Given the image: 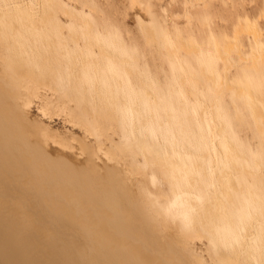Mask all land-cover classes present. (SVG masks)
<instances>
[{
  "label": "bare ground",
  "instance_id": "6f19581e",
  "mask_svg": "<svg viewBox=\"0 0 264 264\" xmlns=\"http://www.w3.org/2000/svg\"><path fill=\"white\" fill-rule=\"evenodd\" d=\"M133 3L135 0H130ZM81 5L95 12L87 1ZM56 10L64 20L80 23L84 29H70L58 22ZM260 17L264 14L258 21ZM257 25H240L230 41L214 31L217 35L211 33L206 44H201L208 51L207 58L200 46L185 41L188 34L181 29L171 46L164 44V53L182 68L180 86L188 91L196 80L177 59L179 52L194 56L199 73L211 84L208 101L197 97L201 105L193 134L191 116L184 123L183 117L174 119L173 112L164 107V121L157 120L139 97L129 99L118 92L116 87H123L120 79L110 76V84L103 83L98 56L128 77L133 72L127 58L93 37L89 17L55 0H0V63L4 68H0V251L6 263L204 264L202 256L186 253L192 247L189 245L202 241L211 246V264H261L264 167L257 158L239 151L220 109L229 92L235 100L234 119L242 123L239 103L244 104L257 135L263 138L264 81L256 85L249 80L251 76L264 77V44ZM243 32L251 35L249 55L244 54L240 40ZM144 35L147 43L155 41L151 29ZM148 87L146 97L153 95L151 104L157 105L156 95ZM40 90L57 95L60 108L67 110L73 125L83 128L85 139L109 131L104 120L120 129L122 139L113 145L106 146L98 139L95 146L86 140L77 142L76 149L87 161L82 179L70 166L56 164L48 153L51 143L63 149H73V144L45 125L27 120L26 107L40 98ZM49 106L55 104L46 96L41 109L49 110ZM180 109L185 107L180 104ZM128 151L140 156L153 174L161 177L160 190L142 196L140 205H149L161 228L146 220L143 208L134 207L128 177L120 176L124 172L110 176L116 182L112 194L100 176L97 160L101 155L117 163L118 152ZM162 191L172 201L177 194L182 196L175 218L159 211L156 199ZM241 194L248 202L236 201ZM169 229L171 239L167 238ZM155 232L162 238L154 236ZM167 239L170 249L174 244L180 248L172 249L165 258Z\"/></svg>",
  "mask_w": 264,
  "mask_h": 264
},
{
  "label": "rangeland",
  "instance_id": "374dc122",
  "mask_svg": "<svg viewBox=\"0 0 264 264\" xmlns=\"http://www.w3.org/2000/svg\"><path fill=\"white\" fill-rule=\"evenodd\" d=\"M55 1L70 8L78 15L89 17L93 23V37L96 39L100 38L106 45H111L113 49L117 50L121 57L128 59V64L133 72L130 77L116 68L110 61L100 58L97 53H93L94 56H98L100 66L98 72L101 74L104 84H110V76L112 79H120L123 87L121 89L116 87L118 92L129 99L139 97L142 105L150 108L157 120L161 119V121H164L161 115L164 107L173 112L174 119L183 117L184 123L187 121V116H191L194 122L193 134L197 130L196 124L201 105L197 97L208 101L212 95L211 84L199 73L196 58L179 52L177 59L184 64V68L189 72L190 77L196 80V85L190 83L188 91H186L184 86H180L179 80L182 68L172 56L164 53V44L167 43L171 46L177 30L181 29L188 34L184 37L185 41L190 45L200 46L202 48V56L207 58L208 51L201 44H206L211 33H214V35L219 33L225 40L230 41L234 31L240 25L246 27L254 23L258 24L257 27L262 30L260 42L264 44V18L260 17L259 21L257 20L259 16L264 14V0H135L133 5L130 4V0ZM83 1H87L94 6L95 12L83 7L81 5ZM204 4L208 7L203 8ZM56 11V20L67 26V28L84 29L80 23L75 24L64 20L59 10ZM186 15L190 16L191 20L184 17ZM204 21H206V25L201 26ZM150 29L154 34L155 41L147 43L144 34ZM198 30H200L201 36H198ZM250 38L251 35L249 36L245 32L240 36V40L245 45V48H243L245 55H249L252 50ZM233 62L236 64L237 60L233 59ZM0 68L4 69L2 63H0ZM2 69L0 71V79L3 78L1 75ZM249 80L257 85L264 81V77L262 75L251 76ZM149 85L152 87L154 95H156L157 105L151 104L154 101L153 95L146 97V91L150 89ZM39 95L40 98L33 99L31 101L32 104L30 103L31 105L29 104L26 107L25 115L27 120L31 123L35 122L34 124L45 125L50 132L59 134L63 140L73 144V149H63L58 144L51 143L48 147V153L50 158L55 163L57 162L56 164L61 163L62 165L70 166L80 173L79 176L82 179L81 173L85 171L87 161L86 157L81 155L79 150L76 149L78 147L77 142L86 140L93 146H95L96 139L106 146L119 143L122 139V134L118 125L104 120L102 122L103 125H108L110 130L107 132L99 131L97 132V137L87 136L85 139L86 134L83 128L79 125H73L67 116V110L60 108L61 101L58 100L57 95L41 90ZM46 96L52 99L55 106H49V110L43 111L41 108L44 105ZM234 101L231 94L227 92L220 106L227 121L229 135L232 139H235L242 154L247 155L249 158H257L262 163V167H264V133L263 138L257 135L253 121L249 117L248 110L244 104L239 103V108L243 109L244 119L242 123L234 119L235 110L232 106ZM180 104L185 107L184 110L180 109ZM119 105L121 106L122 104ZM70 107L76 109L74 104H71ZM201 125L203 127V124ZM108 139L112 140V143L109 144ZM117 155V163L106 160L102 155L97 160L101 168L100 176L107 184L108 193H113V186L116 183L111 180L110 176L124 172L120 176L128 177L129 199L132 200L134 207L138 208L139 211L143 208L146 220L155 222L153 224H157L156 226L161 228L156 216L150 211L149 205L143 203V207L140 206L142 205V196H148L160 190V175L156 172L153 174L142 158L135 156L132 151L118 152ZM244 165L249 167L248 163H244ZM153 176L156 178V182H152ZM152 187L153 190H151ZM246 198V196L241 194L237 195L235 199L236 201L244 199L248 202ZM236 208L239 209V206ZM170 228H173V225H170ZM168 232L170 233L167 238L171 239L172 229H169ZM163 233L167 235L166 232ZM156 234L157 232L154 233V236L159 235V239L162 238L160 234ZM168 240H165L166 243H164L163 252L165 258L171 255L172 249L180 248L179 244H174L175 247L172 246L173 248L170 249V246L168 247L167 245L169 243ZM197 242L189 245L192 247H189L186 253L198 254L203 257L204 264H211L208 255L209 251L212 254L210 244L202 241ZM27 257L26 259H28ZM0 264H7L1 251Z\"/></svg>",
  "mask_w": 264,
  "mask_h": 264
},
{
  "label": "snow or ice",
  "instance_id": "6c2138e0",
  "mask_svg": "<svg viewBox=\"0 0 264 264\" xmlns=\"http://www.w3.org/2000/svg\"><path fill=\"white\" fill-rule=\"evenodd\" d=\"M157 196V206L162 214L172 218H175L179 215V210L182 207V196L180 194H177L176 200L174 201L170 200L169 195L164 193L163 191L157 194ZM165 200H169V202L165 204ZM185 222L187 224V217H185ZM261 264H264V261H262Z\"/></svg>",
  "mask_w": 264,
  "mask_h": 264
}]
</instances>
